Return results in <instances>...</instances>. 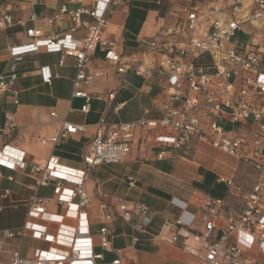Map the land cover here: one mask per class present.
I'll list each match as a JSON object with an SVG mask.
<instances>
[{
    "label": "built area",
    "instance_id": "built-area-1",
    "mask_svg": "<svg viewBox=\"0 0 264 264\" xmlns=\"http://www.w3.org/2000/svg\"><path fill=\"white\" fill-rule=\"evenodd\" d=\"M68 3L78 6L70 8ZM120 0H65L52 16H43L48 24L69 20L73 26L63 35L40 37L34 27L26 29L28 41L22 44H6L5 50L12 59L6 72L0 73V95L8 91L13 102L18 105L19 91L15 87L17 78L16 62L22 55L44 48L49 52H60L75 59L76 73L72 80V96L84 97L82 112L89 110L91 98L112 99L101 93L88 94L83 85L90 84L100 72L90 74L86 63L88 56L97 45L104 49L105 59L116 65L118 73L131 70L135 75H143L147 68L165 75L164 91L167 104L158 120L140 118L130 122H107L103 116L98 121L96 135L89 142V150L83 155L85 169L63 166L56 155L35 162L30 167L35 192L26 201V220L16 230H4L0 236V250L5 238L29 236L52 244L48 250L35 249L32 257H23L14 252L7 261L0 264H96L102 253H92L77 245L80 230L87 232L84 209L93 199L98 200V210L104 221H110L118 211L132 229H144L150 221L149 208L139 201L129 205L122 197H114L115 207L110 202L108 192L96 185L95 195L90 197L83 183L90 176V169L101 163H116L130 151V142L137 127L160 130L153 139L160 143V155L165 147L182 149L191 139L208 143L222 153L244 162L256 172V178L243 205L237 213L227 216L218 233L217 225L219 200L203 196L199 202L202 227L192 234L195 243L207 245L198 264H247L245 253L256 248L264 263V0H251V9L246 11L242 0H167L162 10V20L156 33L141 40L140 54L125 58L118 51L114 39L103 35L109 16ZM162 5L163 0H155ZM31 4H36L32 0ZM25 8L24 5L20 6ZM84 15L90 19L84 18ZM38 15L30 13L31 20ZM257 22L256 34L263 39L258 42L242 43L237 35L244 31L246 24ZM11 15L0 16V28L12 24ZM24 24V21H20ZM83 30L79 41L74 40V32ZM210 56L211 62L203 65L199 60ZM119 105L115 106V110ZM55 116V112L50 113ZM6 129L16 127L13 115L6 117ZM104 125L110 129L104 133ZM224 125L235 126L226 130ZM86 125L61 121L55 135L41 140L53 147L69 136L85 131ZM0 131L3 129L0 128ZM15 150V149H13ZM11 147L0 149V165L14 169L25 166L24 151L17 150L10 156ZM231 184V180H224ZM53 183V196L36 195L39 187ZM64 210V214L50 213L49 203ZM180 209L174 225L192 228L197 214L187 210L185 201L175 203ZM116 208V209H115ZM133 210L138 212V222L133 223ZM64 215L77 220V226L65 229L50 228L30 221L39 218L44 221L60 222ZM82 224V225H81ZM84 224V225H83ZM109 229L102 225L99 229L100 245L109 244ZM233 238V239H232ZM133 240H137L136 237ZM170 243L177 235L165 238ZM253 262V261H252ZM115 259L112 264H118ZM254 263V262H253ZM250 264H252L250 262Z\"/></svg>",
    "mask_w": 264,
    "mask_h": 264
},
{
    "label": "crops",
    "instance_id": "crops-1",
    "mask_svg": "<svg viewBox=\"0 0 264 264\" xmlns=\"http://www.w3.org/2000/svg\"><path fill=\"white\" fill-rule=\"evenodd\" d=\"M31 1L0 0V16L9 14L13 20L12 24L0 28V73L6 72L12 62L5 45L27 42V28L34 27L40 31V37L48 38L63 35L74 25L69 20L52 24L42 20L43 16H52L65 0H36L34 5ZM242 1L247 7L245 12L250 10L251 0ZM21 5L25 8H21ZM68 6L75 8L78 5L68 3ZM166 6L167 0H163L162 5H157L155 0H120L109 16L103 35L117 42L118 51L125 58L138 55L143 49L141 40L154 35L158 30L162 22L160 15ZM32 10L39 17L35 21L30 19ZM84 18L90 19L86 15ZM20 21H24V24ZM256 28V21L252 25L246 24L244 31L238 33L237 40L242 43L261 41L263 38L256 34ZM83 33L82 29H77L74 32V40L79 41ZM244 36L249 39L243 40L241 37ZM86 68L90 74L100 72L101 75L95 76L94 80L88 85H83L82 89L90 95L101 93L107 96L114 93V97L106 100L91 98L89 110L82 112L84 97L72 96V80L76 73L73 56L40 48L23 54L16 62L15 87L19 91L18 105L13 102L10 92L6 91L0 95V128L3 129L0 131V149L8 145L11 147L9 155L12 157L16 149L24 151L25 166L11 169L0 165V185L7 187L18 184L34 192L30 188V185L34 184L30 167L52 154L59 158L63 166L85 169L83 155L89 150V142L96 135L97 123L103 116L108 123L130 122L140 118L158 120L161 117L168 100L164 91V74L148 68L143 75H135L131 70L118 73L116 65L105 59L104 49L99 45L89 54ZM116 105H119L117 110ZM53 111L55 116L50 114ZM8 115H13L15 119L16 127L12 131L5 128ZM61 121L84 124L86 129L69 136L56 147L50 142L42 143L43 138L57 133ZM109 129V125H104V133ZM159 130V126L155 130L137 127L130 142V151L123 159L116 163L95 165L90 169V177L83 183V188L90 197L95 195L96 185L99 184L102 190L112 195L110 202L113 207L116 205L114 197H122L129 205L139 201L150 211L147 226L140 230L132 229L118 211H115L110 221H104L98 210V200L93 199L84 209L88 231L80 230L77 245L82 249H90L92 253H102V258L97 259L96 264H112L115 259L119 260L118 264H178L182 261L198 264L199 258L207 248L206 244L195 243L192 239L193 232L202 227V221L198 217L200 199L207 196L220 201L218 216L215 219L217 234L224 219L240 210L255 181L254 169L230 156L237 163L229 174L222 173L223 170L219 169L216 159L211 155L197 159L198 146H212L196 139H191L182 149L167 146L165 152L160 155L162 146L153 139ZM189 152L190 157L187 156ZM239 165L249 169L251 182L247 188L240 189L235 183L239 174L247 175L241 173ZM115 168H121L122 176L112 174ZM92 171H95V174ZM107 171L109 175L106 178L104 173ZM226 179L231 180V184H227L224 181ZM53 189V183H49L39 187L36 195L52 197ZM12 195L13 193L5 188L4 192L0 193V199L4 201ZM29 197L22 200L25 212L21 223H18L15 212L11 209L12 204L8 206L3 216L6 227L0 230V236L4 230H16L23 225L26 220V201ZM180 200L187 203L188 211L197 214L192 228L174 225L180 214V209L175 203ZM14 208H17L16 205ZM46 210L64 214V210L52 202L47 205ZM29 220L50 228H58L61 224L65 229L77 226V220L67 215H64L60 222L34 217ZM132 222H138L136 210H133ZM102 225L109 229V244L106 248L100 245L99 229ZM173 235H177L174 243L165 240ZM134 237L137 238L136 241L133 240ZM25 240L35 245L24 248ZM51 247L49 242L29 236L5 238L0 250V261H7L16 251L23 257H32L35 249L48 250ZM251 251L255 252L251 249L245 253L247 264L255 263V259L250 255Z\"/></svg>",
    "mask_w": 264,
    "mask_h": 264
},
{
    "label": "rangeland",
    "instance_id": "rangeland-1",
    "mask_svg": "<svg viewBox=\"0 0 264 264\" xmlns=\"http://www.w3.org/2000/svg\"><path fill=\"white\" fill-rule=\"evenodd\" d=\"M243 40H248L249 37L248 36H244L241 37ZM199 62L203 65H207L211 62V57L206 55L203 56ZM235 126H225L226 130H232L234 129ZM211 155L214 159H216L217 161V165L219 166L220 170H223L222 173L225 174H229L232 170H233V166L235 163H237L234 159L230 158L229 156H227L226 154L220 152L219 150H217L216 148H212L210 146H205V145H200L198 146L197 150H196V158L197 159H201L204 158L205 155ZM191 152H189V154L187 155L188 157H190ZM239 170L241 171V173H247L246 174H239L237 176V178H235V183L236 185L241 189V188H247L250 185V178H249V169L245 168L243 165L242 166H238ZM93 174H95V171H92ZM104 174H106V178L109 175V171L105 172ZM112 174H116V175H121L122 171L121 168H115V170L112 172ZM122 176V175H121ZM90 177V176H89ZM5 188H8V190H10L13 195L11 198H8L7 200L2 201L0 199V209L1 207L3 208V210H0V230H2L4 227H6V225L3 222V216L6 213V211L8 210V206L12 204V208L13 211L15 212V216L16 219L18 220V223H21L23 218H24V212H25V205L22 202V200L24 198H28L30 196V194H34V192H31L29 190H27L25 188V186H21L16 184L15 186L13 185H8L6 187V185H0V193L4 192ZM132 198V197H131ZM13 201V203H11ZM14 205H16L17 208H14ZM35 243L30 242L29 240H25L24 241V248H27L29 246H34ZM253 250L256 251V248L254 246ZM250 255L255 259V263L254 264H264L262 262V258L259 254H256L254 251H251ZM178 264H189L186 261H182Z\"/></svg>",
    "mask_w": 264,
    "mask_h": 264
},
{
    "label": "trees",
    "instance_id": "trees-1",
    "mask_svg": "<svg viewBox=\"0 0 264 264\" xmlns=\"http://www.w3.org/2000/svg\"><path fill=\"white\" fill-rule=\"evenodd\" d=\"M225 126V125H224Z\"/></svg>",
    "mask_w": 264,
    "mask_h": 264
}]
</instances>
